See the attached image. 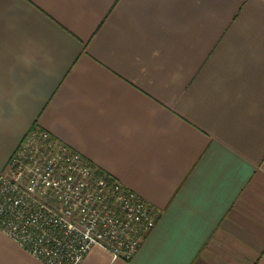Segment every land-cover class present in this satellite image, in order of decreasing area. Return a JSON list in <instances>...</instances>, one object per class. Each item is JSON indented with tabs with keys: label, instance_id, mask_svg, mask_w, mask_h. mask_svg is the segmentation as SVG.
<instances>
[{
	"label": "crops",
	"instance_id": "0c3cea01",
	"mask_svg": "<svg viewBox=\"0 0 264 264\" xmlns=\"http://www.w3.org/2000/svg\"><path fill=\"white\" fill-rule=\"evenodd\" d=\"M33 124L160 210L79 264H264V0H0V173Z\"/></svg>",
	"mask_w": 264,
	"mask_h": 264
},
{
	"label": "built area",
	"instance_id": "2783aa9c",
	"mask_svg": "<svg viewBox=\"0 0 264 264\" xmlns=\"http://www.w3.org/2000/svg\"><path fill=\"white\" fill-rule=\"evenodd\" d=\"M160 210L48 131L31 127L0 173V230L43 264L94 246L129 259Z\"/></svg>",
	"mask_w": 264,
	"mask_h": 264
},
{
	"label": "trees",
	"instance_id": "16d2710c",
	"mask_svg": "<svg viewBox=\"0 0 264 264\" xmlns=\"http://www.w3.org/2000/svg\"><path fill=\"white\" fill-rule=\"evenodd\" d=\"M31 127L35 128V127H37V126H36L35 124H33ZM92 166H93L94 168H96V170H97L98 172H103V170L99 169L98 167L94 166L93 164H92Z\"/></svg>",
	"mask_w": 264,
	"mask_h": 264
}]
</instances>
